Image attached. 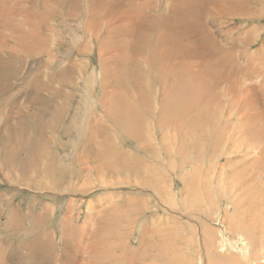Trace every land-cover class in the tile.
<instances>
[{"label": "rangeland", "instance_id": "1", "mask_svg": "<svg viewBox=\"0 0 264 264\" xmlns=\"http://www.w3.org/2000/svg\"><path fill=\"white\" fill-rule=\"evenodd\" d=\"M88 1L90 2L89 6ZM125 3L126 1L123 0H50L48 4L44 5L43 0H0V59L4 66H8V62H10L13 68L11 71L16 72L13 78L2 79L11 88L8 92H0L1 96L8 99V102L4 103L3 109L0 107V208L4 207L3 213H0V239L18 237L19 218L28 224L30 221L29 219L26 222L28 214L42 211L45 208L48 210L42 214V217L49 216L46 220L47 226L41 222L23 240L21 238L16 240L20 249L25 252L23 253L25 258L30 252L29 249H26V244L33 241L40 233L49 235L56 243H60L66 228H73V225L78 228L86 225V231L89 233L94 229L100 233L99 231L104 228V226H99L100 223L105 225L112 217H119L118 220L124 218L129 220L123 223V232L120 236L121 240H119L121 246L125 242L128 246L136 247L138 238L143 231L152 235L156 231L155 229L159 228L161 231L177 234V243L179 240L185 243L184 236L188 238L190 243L188 251L184 253V249H177L179 256L187 255L184 264H217L218 262H197L198 254L205 253L204 247H202L203 237L205 238L201 233L203 229H210L215 233L212 238L213 243H218L220 236L234 241L240 236L253 237L256 233L255 230H248V225L244 220L234 215V210L247 207L246 204L244 206L235 204L237 201L235 194L243 184L234 174V169L243 167V164L246 163V160L242 159L244 155L241 152L237 155L228 151L227 147L221 148L217 142L204 134L199 148H191L188 145L181 151L163 149L161 156L149 155L137 147L135 140L129 136V129L123 124L117 129H108V133L116 140L119 152L129 149V153L136 156L144 155L145 159L150 161L153 170H148L151 175L149 180L140 183L145 180L144 175L146 174L130 175L123 171L117 175H105L104 177L100 174L92 175L85 181H76L75 179L73 170L76 171L75 160L80 154L86 155L87 162L96 163L100 167L109 165L115 167L119 164L117 156H110V153L105 149L104 139L97 137L95 142L86 132V137L77 141L82 136L81 133L84 132L87 122V125L91 122L101 124L103 110L114 108V97L107 95L106 91H110L117 85H128L131 99L122 107L121 112L115 114L117 119L122 117L124 111L133 112L139 106L143 118L149 120L151 118L149 111L154 100L155 105H162V111L167 113L173 109L174 102L177 100L181 102L178 111L182 113L184 107L181 99H172L169 102L163 100L164 94L168 91L184 90L183 85L177 82L172 75L174 63L179 59L171 58L178 52L186 54L185 50L200 51L206 42L203 33L206 29L203 22L200 21L197 26L188 29L193 22L190 18H187L184 23L186 30L171 27L169 37L165 42L148 38L147 34L146 37L134 33L126 34L118 26V20L123 13ZM43 6V21L48 24V29L41 27L40 21L36 19L42 12ZM3 10L4 12H1ZM4 17H6V21L3 20ZM222 17L224 24L220 28L223 30L231 27H238L240 31L248 29L246 35L250 39L257 42L264 40V16L255 19L249 18L247 15L224 14ZM204 22L209 33L218 39V34L207 19H204ZM37 29L40 31L39 33ZM45 33L49 35V38L43 43ZM14 34L21 37L17 39V44L13 42L16 41L13 40ZM200 37H204L202 46L194 48L195 46L190 43L196 44L197 38ZM36 45L38 47L40 45V48H36ZM257 46L254 43L253 49ZM110 50H114L112 55ZM38 58L41 60V66L36 63ZM42 62L47 63L50 68L53 67V64L58 63V68L61 69V78L71 85L68 98L62 95L59 100L60 111H63L65 120L63 121V115L61 120L56 121L52 132L46 129L47 131L44 133L47 138L46 144L43 146L44 149L42 148L40 157L37 156L36 162L30 153L26 152V149L17 148L16 145L13 147L14 144L11 146L14 153L7 154L8 152H6L4 155V143L7 148H10L9 142H14L8 137L22 143L24 148L40 140L41 134L33 131L36 125L31 127L27 121H24V125H22L24 127L21 126L20 131L23 130L22 135L24 134L21 139V134L19 130L15 131V127L20 120L17 118L18 115L24 116V100L34 95L28 77V86L22 87L21 85L22 83L24 85L22 80L25 76L24 71L28 75H32V65L44 70ZM6 63L8 64L5 65ZM70 63L74 66L73 72L70 71ZM110 63H114L113 69L107 66ZM130 75L134 76L132 81H130ZM260 80H262L261 77L254 78L250 83L256 84ZM186 97L193 102L192 96L187 95ZM64 103L67 104L66 109ZM198 106L202 108V105L198 104ZM92 107L95 114L91 111ZM127 107L130 109L127 110ZM16 109L20 112L17 116L14 115ZM54 109L58 113L56 106ZM220 109L223 116L218 120L216 127L218 129L222 125L232 127L228 108L221 107ZM7 118L8 120H6ZM82 121L84 124L81 123ZM207 122L208 120L203 121L206 125ZM38 123L42 124V121H38ZM174 123L173 121L171 124L174 125ZM149 126H151L150 122L145 123L142 127L147 135H149ZM26 129H28V133ZM161 131L160 128H157L156 133L147 138V140L151 139L150 143L157 144L160 149L164 144L160 139ZM202 131L204 132V130ZM243 131L244 127L242 126V128H232V133L230 132V136L234 137L235 135L234 138L237 139L235 144L240 150L246 146V141L241 138V135L245 136L242 134ZM247 131L258 138L260 137L261 130L258 125ZM35 137L38 139L35 140ZM250 151L249 158H252L254 153L252 150ZM167 153L172 157L167 156ZM196 156L200 158V166L195 160ZM238 159L243 162L238 164ZM47 165H50L51 168L56 167V173L70 172L74 177L68 181H61L58 176L48 178L39 175L36 180L40 179L47 185L49 183V188H44L45 185L43 188H35L36 171L43 172ZM31 167L33 169L29 173L32 174V178L28 177L30 174L25 172ZM134 177L137 179L135 180ZM29 178L32 180L31 183H29L31 181ZM201 189L212 192L213 197L208 199L202 194ZM88 203L92 205L90 210L93 221L86 224L85 219L89 212ZM125 203L130 206L131 210L125 208ZM263 205L264 201L262 200L257 207V213ZM114 227L116 228V225L112 224L111 228L115 229ZM107 234L104 233L101 237L102 246L111 255L99 264H128L127 260L119 254V248L114 250L117 246L116 239L113 241L111 235ZM72 235L69 238L71 242L76 240V236ZM260 238H264V236H260ZM112 241L113 252L108 248ZM255 241L256 239H252V242ZM260 241L263 242V245L264 239H260ZM177 243L160 244L155 252L149 254L147 260H156V257H160L170 247H175L176 250ZM71 245L72 243H69L65 247L68 253H70ZM260 246L258 243L255 248L260 249ZM1 247L5 249L7 245L1 244ZM223 251L226 256L237 253L233 247L224 248ZM54 253L66 258L62 247L54 250ZM15 254V249L10 250L5 264H10L9 262L15 260ZM191 254L192 256H190ZM38 258L40 259V256ZM214 258L216 261L221 259L218 255ZM87 259L91 260L89 256ZM87 259L85 258L86 263ZM135 260L134 264L140 263L137 261L138 258ZM95 261H98L97 258ZM143 261L145 260L142 258L141 262ZM150 263L152 264V262ZM45 264L63 263H54L52 258ZM154 264H162V262L155 261Z\"/></svg>", "mask_w": 264, "mask_h": 264}, {"label": "bare ground", "instance_id": "2", "mask_svg": "<svg viewBox=\"0 0 264 264\" xmlns=\"http://www.w3.org/2000/svg\"><path fill=\"white\" fill-rule=\"evenodd\" d=\"M123 1H126V3L123 13L118 20V26L119 29H123L125 31L124 33L126 34L134 33L139 34L142 37H146L147 34L148 38L154 39L155 41L165 42L169 37V29L171 27L186 30L187 28L185 27L184 23L187 18H190L193 22L188 29L197 26L200 21L203 22V26L206 29L203 32L204 36L206 37V42L200 51L191 52V50H185L187 52L186 54H183V52H178L171 58L173 60L179 59L178 62L174 63L172 75L177 82L183 85L184 90L179 92L168 91L164 94L163 100H165V102H169L172 99H181L184 107V111L182 113L178 111L179 107L181 106V102L177 100H175L174 107L169 113L162 111V105H155L154 100L149 111L153 120L151 118H149V120H145L141 112V107L139 106H137L133 112L124 111L122 113V117L117 119L115 118V114L121 112L122 107L129 99H131L128 85H117L112 87L110 91H106L107 95L114 97V108L112 110L108 108L103 110L101 115V124H94L91 122V124L87 125L88 122L87 124L85 123L86 126L84 127V132L81 133L82 136L77 141L84 139V137H86V132L91 138L94 139L95 142L97 137L104 139L105 149L110 153V156H117L119 164L115 167L111 165L100 167L96 163L92 164L87 162L86 155L80 154L76 157V160L74 158L76 161V171L73 170V172L76 181H85L86 178L96 174H100L102 177L105 175H117L120 173V171L130 175L146 174L144 175V182L140 181V183L147 182L151 177L148 171L153 170L150 161L145 159L144 155L136 156L129 153V149L119 152L116 140L113 139L108 133V129H117L125 124L129 129V136L135 140L137 147L147 152L149 155L155 154L158 156L162 155L163 149L167 151H181L184 147H188V145H190L191 148H199L201 145L202 136L205 134L217 142L221 148L227 147L228 151L232 153L239 155V152H241L242 155H244V158L242 159L243 161L246 160V163L243 164V167L234 169V174L238 176L240 182L243 184L235 194L237 199L235 204H242V206L246 204L247 207L241 210H234V215L244 220V222L248 225V230H255L256 233L253 237L240 236L234 241H230L227 238L220 236L218 243H213L212 238H214L215 233L210 229L205 228L203 229V232H201L205 236V238L203 237L202 243L205 253L203 252L202 254L201 252L198 254L197 262H218L217 264H264V244L262 245L263 242L260 241V239L262 240L264 238L259 239L260 236H264V205L259 210V213H257L258 205L262 200L264 201V40L257 42L256 40L253 41L250 39L246 35L248 29L247 31H240L238 27H231L228 29L226 28L225 30L220 28L224 24V18L222 17L224 14L247 15L249 18L255 19L261 18L264 16V0ZM43 2L45 5L48 4L50 0H43ZM89 5L90 2L88 1V6ZM1 12H4V10ZM43 12L44 6L42 7V12L39 13L36 19L40 21L39 25L41 27L48 29V24L43 21ZM5 18L6 17L3 18L4 21H6ZM204 19H207V21L216 31L219 36L218 39H215L209 33L205 26ZM7 20L9 19L7 18ZM37 31L38 33L40 32L38 29ZM13 36V40H16L13 41L15 43L17 42L18 38H21L17 37L18 35L16 36L15 34ZM48 38L49 35L45 33L43 35V43H45ZM203 41L204 37H200L197 38L196 44L192 42L190 44L196 48L202 46ZM254 43L258 46L253 49ZM36 46V48H40V45L39 47L38 45ZM110 51L112 55L114 50ZM7 60L10 59L7 58ZM38 60H36V63H39V66H41L40 58H38ZM8 63V66H4L2 65L0 59V92H8L11 88V86L9 88V86L2 79L8 80L9 78H13L16 75L15 71H11L13 68L10 62ZM168 64L169 63L167 62V65ZM42 65L45 67L44 70L32 65V75H28V73H25L24 71L25 76L22 78L24 85L23 83L21 85L22 87H27L29 84V78L34 95L24 100V116L21 114L18 115L17 118H20V120L15 127V131L19 130L20 132L21 126L24 125V121H27L31 127L36 125L34 128L35 130L33 131H37L36 133L39 132L41 134L40 140L38 142L35 141L33 144L31 143L29 146L27 145L28 148L27 146L24 148L22 143H19V141H16L11 137H8L14 142L8 141L10 143V148H7L4 143V155L6 152H8L7 154L14 153L11 150V146L14 144L13 147L16 145L18 146L17 148L21 147L26 149V152H29L35 160L34 162H36L38 159L37 156L40 157L41 152L43 151L42 148L46 144L47 138L44 136L45 131L49 129L52 132L56 121L61 120L62 116L64 115L63 111H60L61 105L59 104V100L62 95H64L65 98H68L71 85L67 84L63 78H61V69L58 68V63L56 65L53 64L52 68H50L47 63L45 64V62H42ZM107 66L111 69L115 67L114 63H110V65ZM69 67L70 71L73 72V64L71 65L70 63ZM260 77L262 79L260 82H257L256 84L250 83L254 78ZM129 78L130 81H132L134 76L130 75ZM187 95L193 97V102L188 100L189 98L186 97ZM195 96L198 98H194ZM5 102L7 103L8 99L0 95V107L2 109L6 104ZM198 104L202 105V108L199 107ZM55 106L58 110V113L56 112V109H54ZM66 106L67 104H65V109ZM221 107L228 108V113L232 119V127L227 125H222L219 129L216 127L218 120H220V118L223 116L222 110L220 109ZM126 109L128 110L130 108L127 107ZM91 111L93 114H95L93 107L91 108ZM18 113L20 112L17 109L14 110V115L17 116ZM40 118L41 120H39ZM49 119H54L55 121H47ZM6 120H8V118ZM64 120L65 115L63 121ZM204 120H208L207 125L203 123ZM38 121H42V124H39ZM173 121L175 122L174 125L171 124ZM148 122H150L151 125L149 126V135H147V133L142 129L145 123ZM81 123H83V121ZM81 123L80 125L84 124ZM256 125H258L261 130L259 138L247 131ZM242 126L244 127L242 134L245 136L241 135V138H243V141H246V146L243 150H240V148H238L235 144L237 141V139L234 138L235 135L233 134L234 137L230 136V132L232 131V128H242ZM157 128L162 130L160 132V139L164 142L162 149H160L157 144L150 143L151 139L147 140L151 134L156 133ZM27 130L28 129H26V131ZM202 130H204V132ZM22 132H20V139L24 135H22ZM28 132L29 131H27V133ZM37 139L38 138L35 137V140ZM5 141L7 142L6 139ZM14 150L16 151V149ZM250 150H252L254 153H252L254 156L252 158H249V154L251 152ZM167 156L172 157V155L169 153H167ZM195 160L200 166V158L196 156ZM243 161L238 159L237 163L239 164ZM86 164L87 166H85ZM32 169L33 167L29 168L28 170H24L27 174H30L29 172L32 171ZM36 172L37 175L34 178L35 188H43V185H45L44 188H49V183L47 185L41 182L40 179L36 180L37 176L39 175H43L48 178H55V176H58L61 181H68L74 177L70 172H66L64 174L56 173V167L51 168L50 165H47L43 172ZM31 175L32 174H30L28 177H31ZM134 179L136 180L137 178L134 177ZM31 182L32 180L29 183ZM102 182L105 183L104 181ZM201 192L208 199L213 197V194L210 191L201 189ZM183 202H185V200H183ZM91 206V203H88L87 209L89 212L85 219L86 224L93 221V215H91L90 210ZM125 208L131 210L130 206H128L126 203ZM0 210V213H3L4 207H1ZM47 210L44 208L42 211L31 212L28 214L26 217V222H28L30 219L28 224L19 218L17 223L19 231L18 237L13 239L6 238L5 240L0 239V264H5V261L8 258L7 254L13 249L16 250V258L15 260L9 262L10 264H45L52 258L54 263L62 262L63 264H99L104 262L111 255V253L108 254L104 250V246H102L103 242L101 237L104 235V233L110 234L113 238V241L116 239V248L113 247V241L108 246V248L111 251L112 247L114 250L119 248V254L123 257V259L127 260L128 264H134L133 262L136 261V258L139 259L137 260L140 262L139 264H144V262L145 264H149L150 262L154 264L155 261H161L162 264H184L183 262L186 258L185 256L187 255L184 254L182 257L179 256L177 249H184L185 253L188 251L187 248H190V243L186 236H184L185 243L180 242V240L177 243V234H170L165 230L161 231L159 228L155 229L156 231L152 235L146 234V232L143 231L138 238L136 247L128 246L125 244V242L123 246H121L119 240H121L120 236L123 232V223L129 220L128 218H124L122 219V222V220H118L119 217H112L105 225L100 223L99 226H104L102 231L100 230L101 228L98 229L100 230V233H98L95 229L89 233L86 231V225H82L79 227L80 229L75 225H73V228H66L60 243H56L49 235L40 233L33 239V241L26 244L25 247L26 249H29L30 252L25 258L23 257V253L25 252L20 249V245L16 240H19L18 238L23 240V238L26 235H29L32 229L36 226H39L41 222L44 226H47L46 220L49 218V216L45 215L42 217V214ZM112 224L116 225V228L114 227L115 229L111 228ZM72 234L76 236V240L71 242V239L69 238L73 236ZM252 239H256V241L252 242ZM69 243H72L70 253H68L65 249ZM166 243H177L176 250L175 247H170L165 250L160 255V257H156V260H147L149 254L155 252L160 244ZM258 243L259 246L262 245L263 247L260 246V249H256L255 247ZM1 244L7 245V247L3 249ZM60 247L63 248L66 258L62 255H55L54 250L56 251ZM227 247L235 248L237 253H233L231 256H226V253L223 251V249H226ZM217 255L221 257V259L218 261H216L214 258ZM38 256H40V259ZM84 256L86 259L89 256L91 260L87 259L88 262L86 263ZM190 256H192V254ZM96 258L98 261H95ZM142 258L145 261L141 262Z\"/></svg>", "mask_w": 264, "mask_h": 264}]
</instances>
